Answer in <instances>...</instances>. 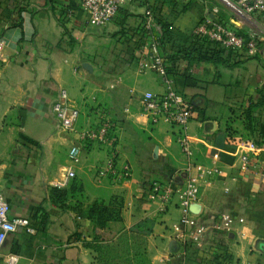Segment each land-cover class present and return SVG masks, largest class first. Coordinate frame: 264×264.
I'll return each instance as SVG.
<instances>
[{"label": "crops", "instance_id": "1", "mask_svg": "<svg viewBox=\"0 0 264 264\" xmlns=\"http://www.w3.org/2000/svg\"><path fill=\"white\" fill-rule=\"evenodd\" d=\"M176 2L132 0L125 4L103 28L95 27L97 38L102 35L113 43L101 48L88 34L83 19L86 14L76 0H0V38L4 42L0 59V191L8 202L9 218H26L34 229L28 232L20 227L6 236L0 264H95L85 239L93 233L111 238L146 217L155 220L148 236L152 264H178L179 259L180 264H205L198 252L179 250L181 240L171 227L179 218L176 203L173 201L166 212H158L157 202L145 193L149 186L139 180L137 166L120 151L119 135L126 119L145 131L146 146L155 150L156 160L170 153L171 147L178 150L180 164L167 181L182 185L179 171L186 160L222 170L203 184L197 203L200 214L206 220L213 216L208 214L211 210L234 211L237 231L227 238L230 264H264V230L251 218L252 203L243 202L264 191V140H254L246 118L250 110L248 118L254 120L256 129L264 130V62L232 52L225 63L187 62L182 57L190 48L189 34L202 17V5ZM160 22L169 23L172 33L160 47L166 67L172 70L165 78L195 107L194 117L185 127L190 148L187 158L180 151L177 129L149 124L139 102L145 91L161 93L166 88L159 73L137 71L138 57L146 52L149 40L142 36L140 41V33L149 23L160 32ZM104 53L112 60H104ZM168 55L177 58L169 60ZM176 73L192 77L195 83L180 86L175 82ZM61 89L80 109L77 128L90 124V116L98 118L103 113L111 118L117 110L121 117L114 123L115 149L118 158L131 166L127 181L97 182L94 166L104 162L107 147L80 141L78 131L55 128L51 104ZM105 102L108 104L102 105ZM85 103L95 106L86 108ZM99 103L102 108L96 107ZM236 132L248 134L253 152L249 145L239 143ZM74 144L80 148L76 176L62 187L64 196L58 197L53 190L70 164L68 152ZM141 150L139 155L148 149ZM242 154L250 158L244 171L239 169ZM113 197L122 204V220L109 221L104 229L95 228L85 217L88 205L95 199L108 202Z\"/></svg>", "mask_w": 264, "mask_h": 264}, {"label": "built area", "instance_id": "2", "mask_svg": "<svg viewBox=\"0 0 264 264\" xmlns=\"http://www.w3.org/2000/svg\"><path fill=\"white\" fill-rule=\"evenodd\" d=\"M85 12L87 24L103 28L112 20L119 10L132 0H76ZM182 4L199 2L202 5V17L190 33V41L206 39L208 45L218 44L225 50L239 54L244 58H253L264 62V0H179ZM214 1L215 3H212ZM226 16L236 17L243 24V29L237 22ZM147 50L138 57L137 71L145 73L153 71L163 76L166 88L161 93L145 91L139 97L143 114L151 125L166 124L177 129V141L181 153L187 158L190 153L189 140L185 132L187 123L194 117L195 108L191 99L176 89L169 79L165 78L164 58L160 52V42L157 34H153L148 24ZM189 41V43H190ZM3 40L0 38V59L2 57ZM55 118V128L64 132L78 131V139L105 146L108 155L104 162L94 166V178L97 182L109 180L124 182L131 177V166L127 161L117 156L115 124L108 115L100 113L97 122L77 128L80 109L69 100L64 89L59 91L57 98L51 104ZM251 146V144H250ZM217 158V155H213ZM70 164L67 166L62 180L56 182L57 188H62L75 176L74 166L80 161V148L72 145L68 152ZM250 158L239 156V169L247 170ZM183 176L182 185L173 180L153 182L146 195L157 202V211L166 212L173 203L177 205L179 218L171 224L172 229L182 241H188L197 248L204 242L208 229L231 232L234 218L229 214H220L206 220L190 210L192 204L200 200L203 184L221 175L222 170L217 166H205L186 160L179 171ZM264 175V171L262 172ZM9 205L0 191V249L6 236L24 227L28 232H34L26 218H9Z\"/></svg>", "mask_w": 264, "mask_h": 264}, {"label": "trees", "instance_id": "3", "mask_svg": "<svg viewBox=\"0 0 264 264\" xmlns=\"http://www.w3.org/2000/svg\"><path fill=\"white\" fill-rule=\"evenodd\" d=\"M170 1L173 2V0ZM176 1L178 0H175V2ZM124 19L125 17H122L123 21ZM160 23L161 31L157 32V35L160 47L162 48L164 42L170 39L169 37L172 36V33L169 30V23ZM148 33V29L144 27V30L140 33V41L143 40L142 36H149ZM189 44V50L185 51L186 53L183 57L181 56L189 63L193 60L211 61L215 63H225L229 60V51L225 50L218 44H215L214 46L208 45L207 40L204 38L199 39L198 41L197 39L195 41L191 40ZM162 56L164 58L163 54ZM167 57L169 60H175L177 58L175 55H168ZM242 58L246 59L244 57ZM164 70L166 74L172 71L170 68H167L166 65L164 66ZM175 75V82L180 86L192 85L195 83L192 77L186 76L184 73H176ZM249 116L250 110H247L246 118L250 121L249 124H247V127L251 135L254 137L255 141L258 138L263 141L264 130L259 128L256 129L254 120L249 119ZM256 130L259 132H256L255 134ZM257 133H259L258 136ZM226 149L233 150V148L229 147H226ZM62 189L63 188H55V190H53L55 196L63 197L64 193ZM121 206V202L115 197L111 198L108 202L102 199H95L88 205L85 211V217L93 222L95 228L104 229L109 221L122 220ZM154 225V219L148 217L142 218L128 228H121L120 231L111 238H105L101 234L93 233L88 239H85L83 243L94 253L95 264H145L147 237L152 233ZM208 256V254L202 253L204 259Z\"/></svg>", "mask_w": 264, "mask_h": 264}, {"label": "rangeland", "instance_id": "4", "mask_svg": "<svg viewBox=\"0 0 264 264\" xmlns=\"http://www.w3.org/2000/svg\"><path fill=\"white\" fill-rule=\"evenodd\" d=\"M139 2H142V1H139ZM212 3H215V2L212 1ZM77 12L81 13V10H77ZM83 19H84V21H87V18L85 15H84ZM225 19L227 21H230V19H232L233 21L237 22L238 26H240L242 29L244 28L243 24L241 22L239 23L238 22L239 20L236 17L226 16ZM132 20H133V17L131 16L129 18V21H132ZM95 29H96L95 27H92V26L87 24L86 30H87L88 34H92L94 36V42L95 43L98 41V45H100L101 48H104L108 44L110 46L113 44L109 38L103 37L102 35H100L99 38H97V33H95V32H97V30H95ZM149 29L151 30V32L153 34H157L156 26L153 23H149ZM93 32L95 34H93ZM98 32H100V30ZM106 51H107V49H106ZM108 55H109V52H108ZM101 57L104 58V60H106L107 62L112 60V57L111 56L108 57L107 54H105V53L103 56L101 55ZM107 104L105 102L102 105L105 106ZM90 106H91V108H93V106H95V105L93 103L92 104L91 103H85L86 108H89ZM100 106H101L100 103L98 105H96V107H100ZM100 108H102V107H100ZM108 108L110 109L112 107L108 106ZM116 111L113 112L115 115H110L111 120L114 123H115V121L117 122L119 120L118 117L119 118L121 117V116H118L117 113H115ZM95 116L96 115H94L92 117L90 116L91 124H94L95 122H97L98 118H96ZM80 117H82V115ZM116 131H117V129H116ZM144 132L145 131H143L139 125H136V124L132 123L131 121H129V119H126L124 122V126H123V132H121V134L119 135V141H120V143H119L120 147L119 148H120V151L122 153H127L132 158L131 160H132L133 165L135 164L139 170L140 182L143 181V184L146 187H148L153 182H166L168 177H169L170 172L172 170H174V167L179 166L180 159H179L178 154H177L178 150L175 147H171L170 153H168L167 155H164L162 157V159L156 160V158H154L155 156L153 154V152H155V150L152 152V148H150L149 146H146V142H145L146 141V139H145L146 133H144ZM236 134H238L237 138L239 139L240 144H242V145L246 144V145L250 146L249 142L251 141V139L249 137H247L248 134L239 133V132H236ZM143 148L148 149V150H145L146 154L139 155V153L143 152V150L140 151V149H143ZM253 150H255V149H252V147L250 146V152H253ZM134 154L137 157H135ZM0 163H1V160H0ZM132 172H133V169H132ZM246 197L247 196H245V198ZM243 202H251L252 203L253 207L250 210V213L252 214L251 218L253 219L254 222H256L260 225L261 229L264 230V225H261L262 223L264 224V191L250 195V197L246 198V200ZM213 209H218V208H213ZM208 212H209L208 214L213 215V216L220 215V214H229L234 218V221H235L234 211L211 210ZM197 213H198L199 217L204 219L203 214H200L199 209L197 210ZM213 216H211V217H213ZM242 220H243V218H241V221ZM243 221L245 222V219ZM261 229L258 230V228H257V230H258L257 233H260ZM236 231H237V229H236L235 223L233 225V229L231 232L216 231V229L210 228L207 230L205 242L200 248H197L196 246H194L193 244H190L186 240L185 241L181 240L179 243V245H180L179 250L180 251L182 250L184 252L188 251L192 254H195L198 252L200 254L202 261L205 264H230V261H232V260H230L231 255H230V251H229L228 239L231 237V236H229V234L232 235ZM146 245L147 246H146V251H145V264H152V260H151L150 255H149L148 237H147V244ZM202 253L208 254L209 256L204 259L202 257ZM180 261L181 260L179 259L177 263L180 264L181 263ZM194 261H196V260H194Z\"/></svg>", "mask_w": 264, "mask_h": 264}, {"label": "water", "instance_id": "5", "mask_svg": "<svg viewBox=\"0 0 264 264\" xmlns=\"http://www.w3.org/2000/svg\"><path fill=\"white\" fill-rule=\"evenodd\" d=\"M190 210L193 211V212H195V213H197V210H198V204H192V205L190 206Z\"/></svg>", "mask_w": 264, "mask_h": 264}]
</instances>
